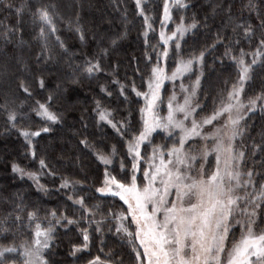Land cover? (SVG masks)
<instances>
[{
    "label": "snow or ice",
    "instance_id": "6c2138e0",
    "mask_svg": "<svg viewBox=\"0 0 264 264\" xmlns=\"http://www.w3.org/2000/svg\"><path fill=\"white\" fill-rule=\"evenodd\" d=\"M174 6L184 10L195 7L185 0H163L159 44L150 45L149 32L155 31L152 17L146 11L143 0H135L136 15L142 17L144 23L145 67L150 66L149 73H142L137 60L136 73L141 79L139 87L135 79L130 85L121 83L120 63L112 64L110 60L112 52L119 47L118 41L127 32L114 36L110 46H101L94 57L86 59L82 66L73 68L74 74L83 72L89 80L99 79L97 74L105 73L103 79L106 83L98 87L101 93L115 100L114 105L108 106L98 99L92 111L97 129L107 126L115 131L120 140L112 144L109 151L106 133L99 141H95L94 133H78L82 137L79 145L83 147L78 146L80 155L77 160L94 156L96 161L103 164V180L100 186L95 187V193L102 197L118 198L120 203H112L108 207L101 203H90V199L98 200L99 197L82 194L89 191L83 187L88 182L86 171L80 179L61 177L59 187L71 189L72 194L67 198L73 206H78L76 211L80 213L79 217L64 212L58 215L57 210H53L47 213L52 218L48 226L43 227L37 215L39 209H34L27 211L28 223L25 225L22 217L25 209L16 205L0 219V239L6 238L13 225L17 229L25 226L31 228L32 222L36 221L35 229L30 243L21 244L19 248L14 245L0 246V264H49L45 250L50 248L54 225L80 227L81 221L95 224V231L101 234L107 226L108 231L121 241L120 247H123L126 238L135 254L133 261L130 257L126 259L125 254L115 248L104 252L107 244L106 238L102 237L100 251L104 255L93 256L87 264H264V230H255L259 227L260 213L264 212V183H259L264 180V158L257 160L258 156L264 154V135L260 143L253 140L250 167L248 146L243 144L248 131V115L257 110L264 112V78L260 79L259 90H256L257 76L264 77V0H247L243 5V9L249 13L247 19L242 14L239 18L234 15L233 0H222V3L211 7L210 14L205 13L203 23L199 14L194 13L190 22L181 16L175 28L168 31ZM60 8L57 0H27L19 5L13 0H0V11H4L7 17L14 13L17 18L15 24L0 23V39L5 43L13 40L24 42L22 25L27 11L33 24V31L28 35L39 43L35 56L38 68L49 62L58 65L65 58H68V66L71 67L72 53L58 34L57 21L63 22L64 19ZM217 9L224 13L226 22L217 27L212 44L198 52L194 49L185 57L183 44L187 43L186 35L191 32L195 36L199 27H209L210 16L214 18L219 15ZM253 14L258 21L256 24L252 23ZM124 19L127 20L126 14ZM227 25L233 26L231 35L227 32ZM68 26L71 30V20ZM238 29L242 30L243 36H240ZM75 32L81 42L86 40L79 13L76 14ZM241 41L247 42L249 48H243ZM173 44L174 49L171 47ZM220 46H223L224 53L217 59L223 62L224 57L230 58L238 67V76L230 84L224 82L221 93L226 92V98L221 95L217 103L213 97L214 106L209 113L207 97L201 101L200 93L208 66L207 57ZM57 47L62 51H56ZM148 47L155 53V61L147 51ZM170 57L176 58L174 67L168 63ZM105 58H109L107 70L104 67ZM169 67H172L171 72L168 71ZM45 71L47 67L33 71L25 65L19 70V75L13 73L7 77V86L0 87V95L3 96L0 115L5 116L6 123L12 128L17 126L18 120H31V115L23 111V105L38 94L37 85L41 90L49 88ZM29 76L32 78L29 79ZM185 77L191 80L190 84L183 82ZM178 79L181 81L182 101L178 100L175 90ZM166 81L173 82V91L167 97L166 115H161L165 103L162 89ZM129 87L131 93L144 102L139 108L141 126L138 129L128 117L117 119L115 115L121 105L128 104ZM247 88H252L253 94L247 95ZM55 98L56 92L50 91L46 99L36 100L30 106L31 113L45 123L34 131L26 127L19 129V135L23 137L34 160L37 149L33 138L50 132L51 125L60 121V116L51 110ZM132 103L139 104V100ZM88 127V124L83 125L84 129ZM158 130L165 134L166 139L173 141L172 145L154 144L151 153L145 156L146 142L153 143V134H159ZM90 135L93 137L91 140ZM238 137L243 146L234 143ZM111 139L115 140V137ZM121 142L127 151V156L121 158L122 176L113 174L114 167H109L115 164V157L119 154L117 145ZM39 166L41 170L47 169L48 174L56 175L43 156L39 158ZM11 168L21 177L27 175L36 179V173L26 172L15 162ZM141 172L143 180L140 179ZM77 185L80 187L77 188ZM40 188L43 189V185ZM13 212L16 213L14 219ZM97 214L99 219H96ZM237 227L241 229L238 240L234 237ZM81 231L83 243L73 244L70 252L74 257L88 249L92 239L88 229L81 227Z\"/></svg>",
    "mask_w": 264,
    "mask_h": 264
},
{
    "label": "trees",
    "instance_id": "16d2710c",
    "mask_svg": "<svg viewBox=\"0 0 264 264\" xmlns=\"http://www.w3.org/2000/svg\"><path fill=\"white\" fill-rule=\"evenodd\" d=\"M17 5L26 3L27 0H13ZM60 4V11L63 14V22L57 21L58 34L61 39L65 40L66 45L72 53L70 59L72 66H68V58L54 64L49 62L47 65L41 64L38 66L35 63V56L39 51V43L33 40L29 33L33 31V24L30 15L27 11L24 13V28L25 40L23 43L13 40L5 43L0 39V87L7 86V77L15 73L19 75V70L25 65L29 66L33 71H39L47 67L44 72V77L48 82L49 88L41 90L36 86V93L32 99L25 101L23 111L31 115V120H18L17 126L12 128L6 123V118L0 115V219H3L9 210L15 209L16 205H21L25 209L22 213L25 225H27V211L39 209L38 219L42 222L43 227L48 226V222L52 219L47 213L57 210L58 215L61 212L69 216L79 217L80 213L76 211L72 201L68 200V195H71V189H60L61 177L68 176L74 179H80L85 171L88 175V182L83 187L89 191L82 193L91 197L93 194L99 197L98 200L90 199V203H101L108 207L112 203L119 204L118 198L102 197L99 193H95V187L100 186L103 180L104 168L103 164L95 160L94 156L84 157L81 161L77 160L80 155L78 152L79 139L82 138L78 133L87 132L95 134V141H99L107 134L108 150L111 151L112 144L120 140L115 131L107 126L103 129H97L96 121L94 119L95 113L92 109L95 107V101L100 99L103 104L112 106L115 104L114 98H109L105 93H101L98 87L99 84L106 83L103 79L105 73H99V79L89 80L83 72L74 74L73 68L82 66L86 59L94 57L99 51L101 46H110L111 39L120 34L127 32V35L118 41L119 47L112 52L110 60L112 64L117 61L120 63L119 79L121 83L130 85L132 80L139 87L141 85L140 76L136 73L137 60H139V68L142 73H149L150 66L145 67V43L142 32L144 30L143 18L136 15L135 0H57ZM146 11L152 17L151 22L155 31L149 32V44L158 45V31L160 29V17L162 15L163 0H143ZM189 5L187 10L175 8L172 11V23L179 22L181 16H184L187 22H190L194 13L199 14V19L203 23L205 13H211V7L222 3V0H185ZM247 0H233V13L239 18L241 14L245 19L249 17L247 10L243 9V5ZM219 15L212 18L210 16L209 27H199L195 36L190 32L186 35L185 40L187 43L183 44L185 57L194 49L198 52L206 45L212 44L215 39L216 29L225 24L226 17L223 12L217 9ZM79 13L80 26L86 33V40L81 42L79 35L75 32L76 14ZM125 14L127 20L124 19ZM16 15L13 13L11 17H7L4 11H0V23L4 25L15 24ZM73 22V27L70 30L68 21ZM252 23L256 24L254 14ZM232 25H227V32L232 34ZM240 36H243L242 30H237ZM20 33H17L19 36ZM53 42L55 37L52 38ZM183 43V41H182ZM241 46L245 49L249 48L247 42L241 41ZM174 49V46H172ZM56 51H62L58 47ZM147 51L152 54L153 61H155V53L151 47ZM239 48H237V53ZM224 53L223 46H220L216 51L212 52L207 57L208 66L205 70V79L203 81V91L200 93V100L204 101L207 97V109L209 113L213 108V97L216 98L217 103L221 95L226 98V92L221 93L224 87V82L228 81L229 84L234 81L238 76L237 65L228 57L223 58V62L217 57H222ZM175 57H170L168 63L174 67ZM215 59V64L213 60ZM250 61V58H248ZM109 58H105L104 67L107 70ZM172 67L168 69L171 70ZM27 75V73H25ZM29 79L32 77L29 76ZM264 78L257 76L256 90H259L260 79ZM111 79V78H109ZM195 77H192L194 80ZM77 81V82H73ZM183 82L187 85L191 80L186 77ZM59 85V88L57 86ZM179 86V85H178ZM115 87V86H113ZM50 91L56 92V98L52 104L51 110L60 116V121L52 124V130L48 133H42L40 137H34L36 141L35 147L37 149V158L34 160L27 150L26 142L23 137L19 135V129L26 127L30 131L36 130L44 121L38 120L34 114L31 113L30 106L36 100H44L49 95ZM130 99L128 104L121 105L120 109L115 113L116 118L120 119L128 117L132 120L135 128L141 126V114L139 108L142 105V100L131 93L130 87L128 88ZM246 94H253L252 88L246 89ZM118 95V92H117ZM166 97V95H165ZM246 98V96L244 97ZM123 100V97L120 98ZM111 100V104L109 101ZM139 100V104L132 103ZM0 103H3V96L0 95ZM20 103L19 100L16 102ZM131 112V116H129ZM84 124H88L87 129L83 128ZM243 124V122H242ZM264 135V112L257 111L254 114L248 115V131L245 134L243 144H246L247 151L249 152L248 165L251 166V152L254 147L253 140L260 143ZM115 137V140L111 139ZM90 140L93 137L90 135ZM171 139H166L163 135L155 136L154 142L151 144L163 145L167 143L170 147L172 145ZM236 144L241 145L240 138ZM243 146V145H241ZM119 154L115 157L113 174L123 175L120 168L122 156H127L126 148L123 142L117 145ZM87 151V150H86ZM145 155L147 148L144 149ZM45 157L52 170L56 173L55 176L48 174V170H41L39 166V158ZM264 158V154L257 157V160ZM15 162L26 172H34L37 174L38 187L34 183L21 177L18 173H13L11 164ZM130 162H128V170H130ZM259 167V165H257ZM83 168V171H82ZM142 173V172H141ZM140 173V179L142 176ZM259 183H264L260 180ZM43 185V189L40 188ZM80 185H77L79 188ZM119 210V209H117ZM13 212V219L15 218ZM99 214L96 219H99ZM35 222H32V227L25 226L22 229H17L14 225L11 231L6 235V238L0 239V246L14 245L17 248L26 242L30 243L32 239V232L35 229ZM259 227L260 230L264 227V212L260 213ZM54 224V221H53ZM82 228L89 230L90 237L89 248L78 252L76 256L70 255L73 244L83 243ZM53 238L50 242V248L45 250L46 259L49 264H87L93 256L101 255L104 253L100 251L101 239L106 238L105 242L107 247L104 252L109 249L115 248L125 254V258L129 257L134 261L135 254L132 252L131 247L127 244L126 238L123 241L121 248V241L117 240L115 235L108 231L107 226L104 232L97 233L95 231L96 225H89L81 221V226H61L54 225ZM255 229V230H256ZM139 247V246H138ZM141 251V249H139ZM13 256L16 254H8Z\"/></svg>",
    "mask_w": 264,
    "mask_h": 264
},
{
    "label": "rangeland",
    "instance_id": "374dc122",
    "mask_svg": "<svg viewBox=\"0 0 264 264\" xmlns=\"http://www.w3.org/2000/svg\"><path fill=\"white\" fill-rule=\"evenodd\" d=\"M175 8H178V7H173L172 8V11H173V9H175ZM162 10H163V8H162ZM173 20V19H172ZM175 26H176V24H173L172 23V21H170L169 22V24H168V28H167V30L168 31H171V30H173L174 28H175ZM159 31H160V29H159ZM159 31H158V38H159ZM189 34V33H188ZM172 46H174V44L172 45ZM171 46V47H172ZM171 50V49H170ZM171 70H172V68H171ZM171 70L170 69H168V71L169 72H171ZM184 79V78H183ZM180 80L178 79L176 82H175V85H176V87H175V90H176V92H177V98H178V100H181L182 101V93L180 92V88H179V84H180ZM172 91H173V82H171V81H166L165 82V86H164V88L162 89V92H163V95H164V99H165V103H164V105L162 106V112H161V115H166V112H167V97L169 96V95H171V93H172ZM165 95H166V97H165ZM142 100V99H141ZM144 102H143V100H142V104H143ZM257 111H260V110H257ZM256 111V112H257ZM251 114V113H250ZM209 130H211L210 129V126H209ZM158 132H159V130H158ZM159 134L160 135H163V136H165V134L164 133H162V132H159ZM159 134H156V133H154L153 135L154 136H157V135H159ZM177 138H178V133H177ZM239 139V137L237 138V140ZM236 140V141H237ZM236 141L234 142V143H236ZM202 143V142H201ZM152 143H148V142H146V148H147V150H148V152H147V154L145 155V156H147V155H149L150 153H151V151H152V148H153V146L151 145ZM143 163V162H142ZM214 163H215V158H214V156H213V165H214ZM145 166H146V163H145ZM141 176H142V180H143V174L141 173ZM23 178H27V180H29L30 182H32V183H34V185L35 186H37L38 187V183H37V177H36V179H33V178H30L29 176H27V175H25V176H23ZM261 230H264V227H262L260 230H258V229H256V231L257 232H259V231H261ZM240 236H241V229L239 228V227H237V228H235L234 229V237H235V239H239L240 238ZM51 242V241H50ZM141 249V252L143 251V249L142 248H140Z\"/></svg>",
    "mask_w": 264,
    "mask_h": 264
}]
</instances>
